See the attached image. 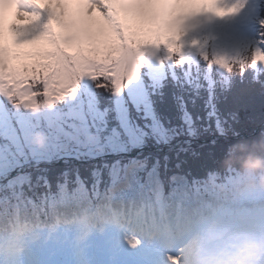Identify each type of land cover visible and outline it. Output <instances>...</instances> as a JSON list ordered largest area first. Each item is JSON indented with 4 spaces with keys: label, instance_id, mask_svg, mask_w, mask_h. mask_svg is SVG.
<instances>
[{
    "label": "rangeland",
    "instance_id": "rangeland-1",
    "mask_svg": "<svg viewBox=\"0 0 264 264\" xmlns=\"http://www.w3.org/2000/svg\"><path fill=\"white\" fill-rule=\"evenodd\" d=\"M252 3L254 0L235 16L198 15L186 22L181 39L188 68L198 64L202 50L209 57L235 55L238 46L258 28ZM5 16L6 24L27 22L17 18L12 6L5 7ZM10 35L6 33V39ZM194 40L199 43L193 45ZM146 55L147 75L158 82L170 61L165 60L161 66L156 57ZM73 76L70 72L69 78L49 88L47 96L43 95V86H38L41 95L35 97L36 104L29 101L28 105L12 107L0 100V193L11 191L9 195L0 194V224L22 214L25 221L31 222L30 233L27 232L32 237L24 233L25 246L18 253L12 252L14 261L18 257L22 264H174L173 258H176L175 264H227L226 252L232 255L223 242L227 234L245 224L264 230V189L257 186L264 172L231 171L223 182L194 183L175 174L169 177V187L163 190L158 161L147 169L146 160L135 153H128V159L123 162L117 160L111 164L107 188L98 185L101 169L96 167L91 172L93 185L88 186L77 177L78 183L72 188L64 182L48 199L35 197L33 184L36 182L28 167L12 173L18 166L30 164L34 168L38 165L41 168L38 178L47 183L44 166L51 163L75 162V157L103 158L106 149L130 152L144 143V131L129 120L127 111L129 102L138 108L149 107L143 74L139 80L126 84L123 91L115 90L119 127L108 133L104 112L94 100L93 81L82 77L73 89ZM61 95L63 98L58 99ZM153 131L158 142L170 144L160 126L153 125ZM132 194L138 197L139 202L134 205L139 209L120 212L121 206L128 203L126 198ZM211 197L217 199L202 218L183 227L173 224L185 202L189 205L197 201L210 207ZM221 199L227 203L220 202ZM60 211L72 216L67 222H52L51 227L56 228L52 236L42 218ZM125 213H129L135 223L142 216L146 222L151 219L156 224L150 226L145 222L138 230L131 231L121 223L120 217ZM243 250L245 248L241 252ZM258 252L247 248L244 253Z\"/></svg>",
    "mask_w": 264,
    "mask_h": 264
},
{
    "label": "snow or ice",
    "instance_id": "snow-or-ice-1",
    "mask_svg": "<svg viewBox=\"0 0 264 264\" xmlns=\"http://www.w3.org/2000/svg\"><path fill=\"white\" fill-rule=\"evenodd\" d=\"M251 0H3L0 4V100L12 107L35 103L58 82L72 79L73 89L81 78L104 81V86L123 91L139 80L146 54L184 63L181 39L186 22L194 16H235ZM12 6L18 19L6 24L5 7ZM258 28L238 46L235 55H212L201 51L202 60L231 73L238 68L243 78L247 68L264 72V0H254L252 9ZM6 33L11 35L6 39ZM197 45L198 41H192ZM38 45L21 48V45ZM159 52L165 55H158ZM215 81H212L214 87ZM62 99L63 95L58 96ZM16 101L17 103H12ZM36 104V103H35ZM228 154L235 150L232 143ZM230 179V177H229ZM27 223L19 215L5 227L0 224V264H22L12 252L23 250ZM174 264L176 258H173Z\"/></svg>",
    "mask_w": 264,
    "mask_h": 264
},
{
    "label": "trees",
    "instance_id": "trees-1",
    "mask_svg": "<svg viewBox=\"0 0 264 264\" xmlns=\"http://www.w3.org/2000/svg\"><path fill=\"white\" fill-rule=\"evenodd\" d=\"M260 14L264 15V10ZM166 66L158 82L148 77L146 65L142 70L148 88V108L127 104L129 120L145 133L141 148L149 150L138 157L147 161V169L158 161L166 186L169 177L175 174L194 183L223 182L230 170L264 172V72L258 74L249 67L242 78L238 68L231 73L223 72L215 65L209 68L202 58L190 68L185 61L180 66L170 61V66ZM212 81H215L214 87ZM104 84V81H93L92 90L97 107L104 112L108 133L119 125L115 89ZM155 124L163 130L169 147L159 149L165 141H157ZM178 141L181 144L172 147ZM232 143L235 150L228 154L226 147H232ZM141 148L118 151L116 156L101 161H96V157H75V162L51 163L46 166L47 183L38 178L40 167L31 168V177L38 183L33 184L34 196L46 198L64 182L72 188L78 183L77 177L86 185H93L91 172L96 167L101 169L98 185L107 188L109 167L114 160L123 162L128 159L125 155ZM111 153L108 151L106 155ZM253 163L255 167L250 166ZM25 187L28 193V186ZM9 194L10 190H4L1 195Z\"/></svg>",
    "mask_w": 264,
    "mask_h": 264
},
{
    "label": "bare ground",
    "instance_id": "bare-ground-1",
    "mask_svg": "<svg viewBox=\"0 0 264 264\" xmlns=\"http://www.w3.org/2000/svg\"><path fill=\"white\" fill-rule=\"evenodd\" d=\"M137 198L138 197L135 194L129 195L128 198H126L128 200V203H124L121 206L120 212L137 211L139 209V206L134 205V203L139 202L137 200ZM216 199H217L216 197H211L209 199L210 207H206V205L202 206V205L198 204L197 201L194 202V204H189V205L187 202H185V205L182 208L181 214H179L178 217L176 216L173 219V221H172L173 224L176 225V223H177L180 227H183V226H187L192 221H196L197 219L202 218L205 215V213L207 212L208 208L209 209L211 208V206L216 201ZM220 202H222L224 204L227 203V201H225L223 199H221ZM39 216L41 217V215H39ZM71 216H72V214H70V213H68V215H66V211H60L55 215H51L49 217L45 216L42 218V220L47 224L48 233L52 232L51 234H52V236H54V232H55L56 228L51 227V223L55 222L56 224H60L63 222H67ZM24 217L25 216L23 214L19 216L21 222L27 223L28 227L30 228L31 222L25 221ZM131 218L132 217L129 213H125L124 215H122L120 217V219L122 221L121 223L124 225V227L128 228L131 231L138 230V226L143 225L146 222L142 216H140V218L137 220L136 223ZM35 219L38 220V217L35 216ZM9 221L15 222V218L10 219V220L1 221L2 222L1 224H3L6 227ZM146 224L153 226L156 223L153 222L151 219H149L146 222ZM128 229H126V230H128ZM27 231H29V233H30V230L28 228L26 229L25 232H27ZM260 233H264V230L261 231V230L256 229V227L253 225L245 224L244 226H242L238 229H234L232 232L227 234L225 236L223 242L227 246L226 251L229 250V252L232 253V255L229 256V254L225 251L227 256L229 257V261L227 264H237V258H236L237 253L241 252L242 248H245V250H243V253L245 251H247L245 243L250 239H255ZM26 234L29 236V238L32 237V235L28 234V232ZM24 236H25V234H24ZM57 237H58V235H57ZM250 256L252 257L253 264H264V249L260 250L258 253L250 255Z\"/></svg>",
    "mask_w": 264,
    "mask_h": 264
},
{
    "label": "clouds",
    "instance_id": "clouds-1",
    "mask_svg": "<svg viewBox=\"0 0 264 264\" xmlns=\"http://www.w3.org/2000/svg\"><path fill=\"white\" fill-rule=\"evenodd\" d=\"M250 166L255 167L256 165L253 163ZM257 186L264 189V175L258 180ZM245 246L256 252L264 249V233H260L255 239L248 240ZM236 258L237 264H252V257L243 252H238Z\"/></svg>",
    "mask_w": 264,
    "mask_h": 264
},
{
    "label": "water",
    "instance_id": "water-1",
    "mask_svg": "<svg viewBox=\"0 0 264 264\" xmlns=\"http://www.w3.org/2000/svg\"><path fill=\"white\" fill-rule=\"evenodd\" d=\"M22 170H23V168L19 169L17 172L22 171Z\"/></svg>",
    "mask_w": 264,
    "mask_h": 264
}]
</instances>
